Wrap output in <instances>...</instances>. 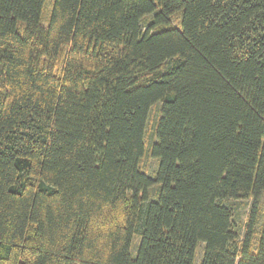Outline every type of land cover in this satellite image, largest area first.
I'll use <instances>...</instances> for the list:
<instances>
[{
  "label": "trees",
  "instance_id": "obj_1",
  "mask_svg": "<svg viewBox=\"0 0 264 264\" xmlns=\"http://www.w3.org/2000/svg\"><path fill=\"white\" fill-rule=\"evenodd\" d=\"M0 264H264V0H0Z\"/></svg>",
  "mask_w": 264,
  "mask_h": 264
},
{
  "label": "rangeland",
  "instance_id": "obj_2",
  "mask_svg": "<svg viewBox=\"0 0 264 264\" xmlns=\"http://www.w3.org/2000/svg\"><path fill=\"white\" fill-rule=\"evenodd\" d=\"M154 114V110H152L151 114ZM152 114V115H153ZM151 129H152V116H150V120L148 122V128H147V133H150L151 132ZM143 162L144 164L146 163L147 164V168H148V172H151L152 170H154V168L156 167V160L154 158H151V157H145L143 159ZM143 164V165H144ZM201 252H202V243H199L197 245V249H196V262L198 263L199 261V258H200V255H201Z\"/></svg>",
  "mask_w": 264,
  "mask_h": 264
}]
</instances>
